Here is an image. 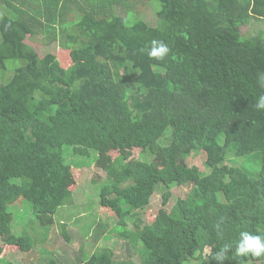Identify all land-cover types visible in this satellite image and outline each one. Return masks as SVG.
Here are the masks:
<instances>
[{
    "label": "trees",
    "instance_id": "trees-1",
    "mask_svg": "<svg viewBox=\"0 0 264 264\" xmlns=\"http://www.w3.org/2000/svg\"><path fill=\"white\" fill-rule=\"evenodd\" d=\"M150 7L153 24L139 16ZM253 18L264 21V0H0V264H14L10 252L48 254L53 217L72 205L65 149L89 165L107 147L138 151L106 165L99 204L115 224L94 231V241L116 234L127 259L105 246L87 264H136L137 252L140 264H191L193 252L217 264L225 245L223 264H264L235 255L241 232L264 236V31L242 32ZM153 40L170 49L163 60L144 51ZM28 41L57 43L72 65ZM200 152L204 174L188 163ZM257 153V172L237 164ZM183 181L194 196L144 223L156 192L168 207ZM18 200L35 217L21 236L8 211Z\"/></svg>",
    "mask_w": 264,
    "mask_h": 264
},
{
    "label": "rangeland",
    "instance_id": "rangeland-1",
    "mask_svg": "<svg viewBox=\"0 0 264 264\" xmlns=\"http://www.w3.org/2000/svg\"><path fill=\"white\" fill-rule=\"evenodd\" d=\"M139 16L145 22L153 24L157 21V17L153 8H149L146 11L139 13ZM264 31V21L253 18L249 25L242 28L243 33H249L250 35L257 36ZM37 42V41H36ZM39 52L43 58L47 54L51 53L57 56L60 64L64 68H68L72 65V61L69 56V52L60 49L57 43H53L50 46L43 45L42 42L31 43ZM200 142L197 144L199 149ZM64 162L70 165L72 168V175L69 179L71 185V191L73 192L72 205L66 206L58 211L56 216L53 217V226L48 231V240L46 241L51 245V248L45 247L49 251L44 257L40 254L39 250H34L31 253H13L10 252L7 259H11L14 264H46V260L49 257H54L58 262L62 264H79L77 261V255L79 250L84 253L83 262L87 264L90 256L99 251L105 246L111 248L114 251V257L119 261L120 259H127L125 251L123 249V243L116 238V234H108L102 236L97 241H94V231L97 229V224L100 220L113 226L115 224V216L108 212H105L100 208V188L105 174V167L107 164H114L115 166L122 168L125 164V155L128 156L129 161L136 160L137 152H133L132 155L126 154L124 151H115L110 147H107L101 152H92L89 165H86L80 157H76L71 148H66L64 151ZM188 163L191 167H194L198 174H204L205 169V154L202 152L198 154H192L188 159ZM239 166L243 165L245 169L250 172H257L261 169L262 158L259 153L242 158L237 163ZM176 191L171 198L168 207H165L163 202L164 189H159L152 198L150 206L142 216V220L146 224L152 223L156 216L162 213H168L172 208L178 197L189 198L195 194L194 182L183 181L179 186L175 187ZM9 215L13 218V228L19 230L16 234L21 236L24 227L26 230H30V221L35 219L29 206L26 202L18 200L16 203L11 204L9 207ZM15 216V217H14ZM19 216H23L20 218ZM26 221L29 223L26 224ZM51 222V221H50ZM33 223V222H32ZM26 224V226H24ZM62 226H66L65 232L72 238V243H67L64 238V229ZM117 227V226H116ZM0 245L7 246L3 242ZM7 249V248H6ZM141 250V247H138ZM140 253L133 254V261L136 264H140ZM198 253L193 252L191 264H200L197 260Z\"/></svg>",
    "mask_w": 264,
    "mask_h": 264
},
{
    "label": "clouds",
    "instance_id": "clouds-1",
    "mask_svg": "<svg viewBox=\"0 0 264 264\" xmlns=\"http://www.w3.org/2000/svg\"><path fill=\"white\" fill-rule=\"evenodd\" d=\"M144 51L150 59L163 60L169 53L170 49L168 46L158 40L151 41V46ZM257 83L261 88H264V73L257 75ZM255 108L257 110H264V95L258 97ZM219 228V225H217ZM229 245H225L221 250L215 253V260L217 264H223L226 252L229 249ZM251 254L254 257H260L264 255V236L253 235L248 231H243L239 235V239L235 246V255L239 257L247 256Z\"/></svg>",
    "mask_w": 264,
    "mask_h": 264
}]
</instances>
